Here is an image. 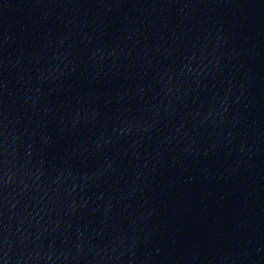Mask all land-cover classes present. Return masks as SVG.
<instances>
[{"label":"water","instance_id":"95a60500","mask_svg":"<svg viewBox=\"0 0 264 264\" xmlns=\"http://www.w3.org/2000/svg\"><path fill=\"white\" fill-rule=\"evenodd\" d=\"M0 264H264V0H0Z\"/></svg>","mask_w":264,"mask_h":264}]
</instances>
